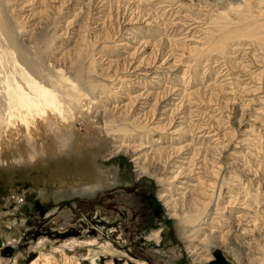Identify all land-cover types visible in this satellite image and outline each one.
<instances>
[{
  "label": "rangeland",
  "instance_id": "obj_1",
  "mask_svg": "<svg viewBox=\"0 0 264 264\" xmlns=\"http://www.w3.org/2000/svg\"><path fill=\"white\" fill-rule=\"evenodd\" d=\"M229 1L7 2L12 15L21 21L19 30L26 44L44 50L66 74L82 54L83 44L95 49V69L105 76L130 73L135 80L140 69L157 72V79L138 77L133 87L116 82L125 94L107 100V105L127 102L126 97L141 93L145 86L154 92L145 99L147 116L155 119L153 125L165 124L168 130L147 134L128 130L125 143L142 145L130 149H141L143 158L137 161L149 170L138 173L134 157L139 153L130 149H120L115 155L102 152L99 161L110 177L101 185L77 186L75 177L55 174L57 168L50 162L0 167V253L4 258L12 260L42 238L48 241L43 251L48 253L49 246L75 237L95 241L65 251L82 264H93L89 249L100 250L103 244L113 254L100 253L98 264L108 258L112 264H192L182 227L158 195L167 192L180 197L176 209L192 210L203 201V190L210 192L207 182L224 178L218 207L240 226L234 231V252L221 246L210 252L220 249L230 264H264V40L249 35L250 30L258 29V33L257 22L264 21V0H236L241 1L236 12L230 10ZM233 26L238 28L230 33ZM167 97L170 103L161 113L164 109L159 105ZM88 105L85 109L92 119L94 108ZM134 113L129 115L137 117ZM78 127L81 136L89 133L88 125ZM90 161L87 157L81 167ZM221 162L229 163L226 172L218 171ZM183 179L186 183L182 184ZM149 197L157 199V207ZM155 232H160L159 243L148 239ZM9 241H13L10 248L5 245ZM33 258L27 256L26 264Z\"/></svg>",
  "mask_w": 264,
  "mask_h": 264
},
{
  "label": "bare ground",
  "instance_id": "obj_2",
  "mask_svg": "<svg viewBox=\"0 0 264 264\" xmlns=\"http://www.w3.org/2000/svg\"><path fill=\"white\" fill-rule=\"evenodd\" d=\"M8 1L0 0V167L25 168L38 163L47 164L50 162L57 168L55 174L75 177L74 184L77 186L101 185L104 180L107 181L110 173L107 175V168L100 164V155L102 152L115 155V152L120 149L121 151L124 148L130 149L131 145L125 143V134L128 130H144L141 134L168 130L163 126L165 124L153 125L155 119L147 116L145 107H143L147 104L145 99L154 92L145 89V86L141 93L134 96L130 94L132 97L128 95L129 97H126L127 102L123 103L121 100L119 104L107 105V100L125 94V92L120 91V85L117 86L116 82L131 83L132 86L137 84L138 77L142 80H147L146 78L157 79L158 77L154 75L157 72L138 69L140 72L136 74L135 80L130 79V73L128 75H115L113 73V75L105 76L107 73L103 75L95 69V59L93 58L95 49L88 48L87 45L83 44L82 54L80 53L81 55L75 58V65L66 74L58 69L57 63L54 64L52 56L45 54L44 50L36 48L32 43L26 44L28 41L22 35V31L19 30L22 28L21 21L19 22L17 17L12 15V10L7 8ZM243 1L245 3V0ZM240 2L230 0V10L236 12L235 8L241 4ZM239 9H241L240 6ZM223 14L226 15L225 12ZM257 23L259 24L257 27L261 29L259 31H263L264 21ZM242 24L244 26L245 23ZM247 27L249 26L247 25ZM237 28L238 26H233L230 33H233ZM257 30H250L249 35L255 38L261 37L259 41L262 42L264 35H261L259 31L257 33ZM51 45L49 43L47 48ZM155 85L159 87L160 84L155 83ZM140 100H144L141 105ZM169 103V97L162 100L159 107L164 110L161 113L166 112L165 109ZM86 105L89 108H94L93 113L95 115L92 119L85 109ZM130 111H135L134 114L137 117L133 118L132 115H129ZM78 124L89 127V133L84 137L79 133ZM117 134H119L118 138L114 139ZM120 135H124V137L121 138ZM112 142L115 144L112 145ZM140 146L142 145L133 148L139 149ZM160 148L162 147H156V149ZM135 149H130V151L139 153V156L134 157V159L137 163L138 173L142 175L149 169L137 161L143 157L141 156V149L137 150L138 152ZM87 157L91 158V161L81 167V163ZM78 159H82V161ZM60 162L63 164L62 167H59ZM226 163L221 162L220 165L217 163L219 172H226L225 169L229 165L228 162ZM183 170L182 173L187 175L188 172ZM92 174H95L93 175L94 179ZM178 175L179 173L172 181H175ZM44 181L47 182V178ZM167 181L168 183L172 182ZM224 181L223 178L222 182L219 180L207 182L210 192L203 190V201L199 202L197 208L192 207V210L176 209L181 202L180 197H173L167 192L158 195L159 201L163 202L169 215L178 219L177 221L182 227L181 236L185 242H188V253L193 257L192 264H208L209 260L214 258L210 252L213 247L219 248L221 246L231 252L235 250L234 231H238L240 225L233 221L231 214L221 213L223 210L218 207ZM181 182L182 184L186 183L184 179ZM179 188L184 187L178 185ZM179 193L183 195L181 191ZM188 201L192 204L194 198L192 197ZM177 211L182 212L179 214ZM4 229L7 228L4 227ZM224 229L227 230L224 232ZM157 238H160V232L152 233L148 239L159 243L160 240ZM94 242V239L77 240V238L72 237V239L64 240L56 247L49 246L50 252L44 253L48 241L46 238H42L37 243L31 244L25 252L16 254L12 260L4 258L0 253V264H26L27 256L30 257L31 255L34 258L29 261V264H82L74 254L68 255L65 251L68 252L67 248H72L70 250L73 252L75 249L78 250L76 246L92 245L90 243ZM6 243V247H9V245L12 246L13 241ZM99 249L94 247L89 249L88 257L93 264H98L96 257L100 253L108 257L113 254V249L106 244L100 245ZM1 251L4 252V250ZM112 263L113 260L109 258L105 262V264ZM143 263L147 264L146 262Z\"/></svg>",
  "mask_w": 264,
  "mask_h": 264
},
{
  "label": "water",
  "instance_id": "obj_3",
  "mask_svg": "<svg viewBox=\"0 0 264 264\" xmlns=\"http://www.w3.org/2000/svg\"><path fill=\"white\" fill-rule=\"evenodd\" d=\"M153 207L158 206V201L156 198L152 199ZM212 256L214 257L210 260L209 264H229L228 261L225 259V256L222 255L221 251L218 249L213 250Z\"/></svg>",
  "mask_w": 264,
  "mask_h": 264
},
{
  "label": "flooded vegetation",
  "instance_id": "obj_4",
  "mask_svg": "<svg viewBox=\"0 0 264 264\" xmlns=\"http://www.w3.org/2000/svg\"><path fill=\"white\" fill-rule=\"evenodd\" d=\"M149 200H150V202H151V204H152V197H149ZM5 251V250H4Z\"/></svg>",
  "mask_w": 264,
  "mask_h": 264
}]
</instances>
